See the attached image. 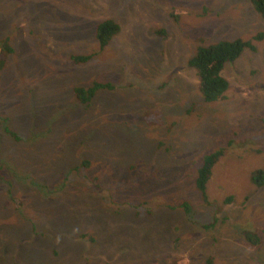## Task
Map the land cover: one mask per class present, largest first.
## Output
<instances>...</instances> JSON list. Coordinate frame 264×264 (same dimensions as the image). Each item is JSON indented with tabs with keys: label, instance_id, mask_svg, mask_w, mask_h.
<instances>
[{
	"label": "rangeland",
	"instance_id": "1",
	"mask_svg": "<svg viewBox=\"0 0 264 264\" xmlns=\"http://www.w3.org/2000/svg\"><path fill=\"white\" fill-rule=\"evenodd\" d=\"M104 19L119 28L98 50ZM2 39L0 264H264V21L249 0H0ZM233 39L252 48L204 102L186 60ZM93 82L109 89L77 103ZM216 149L206 203L193 177Z\"/></svg>",
	"mask_w": 264,
	"mask_h": 264
},
{
	"label": "trees",
	"instance_id": "2",
	"mask_svg": "<svg viewBox=\"0 0 264 264\" xmlns=\"http://www.w3.org/2000/svg\"><path fill=\"white\" fill-rule=\"evenodd\" d=\"M254 11L264 21V0H249ZM118 25L111 19H104L96 23L93 30V37L97 43L98 50L102 49L108 44L110 39L118 31ZM261 34H257L253 39H260ZM252 48L249 42L240 39L233 40H218L214 43L199 46L186 60V65L192 68L197 76L198 90L204 102L214 101L221 97L222 93L227 88V81L223 77L221 71L225 63L235 60L243 48ZM9 49L7 40H0V71L5 65ZM92 54L88 55H69L72 63L86 62L91 58ZM109 89L107 83L93 82L87 87H74L72 93L77 101L82 105H86L94 93L98 89ZM7 131V128H4ZM221 149H216L206 153L201 158V163L195 171L193 177V187L200 199L208 203L205 193V185L209 179L211 168L221 154ZM85 166V163L81 164ZM253 184L260 186L264 182V173L257 170L251 177ZM141 203L146 204L145 201ZM179 206L188 210L187 202L181 201ZM141 211L143 215H149L150 210L145 208L143 210H135L134 214L139 215ZM245 238L248 242H256V237L251 232H245Z\"/></svg>",
	"mask_w": 264,
	"mask_h": 264
}]
</instances>
